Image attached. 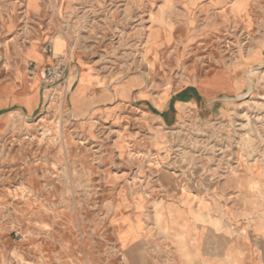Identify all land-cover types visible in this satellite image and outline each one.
<instances>
[{
	"label": "rangeland",
	"instance_id": "1",
	"mask_svg": "<svg viewBox=\"0 0 264 264\" xmlns=\"http://www.w3.org/2000/svg\"><path fill=\"white\" fill-rule=\"evenodd\" d=\"M235 3L0 0V264H264V0Z\"/></svg>",
	"mask_w": 264,
	"mask_h": 264
},
{
	"label": "crops",
	"instance_id": "2",
	"mask_svg": "<svg viewBox=\"0 0 264 264\" xmlns=\"http://www.w3.org/2000/svg\"><path fill=\"white\" fill-rule=\"evenodd\" d=\"M205 97L196 87L185 88L177 93H173L167 98L160 112L157 110L159 113L158 118L164 125H171L173 122L179 121L180 117L184 116L183 109L188 111L198 108L205 102ZM143 100L146 99L143 98ZM154 109L153 106H150V109H147V113L154 115L152 112ZM173 113H175V118L173 117Z\"/></svg>",
	"mask_w": 264,
	"mask_h": 264
},
{
	"label": "bare ground",
	"instance_id": "3",
	"mask_svg": "<svg viewBox=\"0 0 264 264\" xmlns=\"http://www.w3.org/2000/svg\"><path fill=\"white\" fill-rule=\"evenodd\" d=\"M241 1H243V0H236V3L234 4V5H237V3H239V2H241ZM238 10V9H237ZM162 24V23H161ZM166 26V25H165ZM53 40V42H55L56 43V45H57V47H63L64 46V41H65V39L62 37V36H60L59 35V37L58 38H53L52 39ZM70 50V49H69ZM239 57H237V59H238ZM237 59H235L234 61H232V63L229 65L230 67V69H231V67H233L234 66V64H235V62H236V60ZM254 73V72H253ZM219 77L218 78H220L221 76H223V79H219L220 81H218V84L219 85H221V84H223V82L224 81H226V79H227V77H226V73H224L223 71H219ZM248 75H250V74H248ZM252 75V74H251ZM228 80H229V78H228ZM229 82V81H228ZM71 86V81L68 83V81H67V83H66V87L68 88V87H70ZM259 105H262V106H264V103H262V104H259ZM183 112H184V114H185V110L183 109ZM8 113V112H7ZM16 113V112H15ZM19 115H21V113H18ZM4 115V114H3ZM17 115V114H16ZM183 117V116H182ZM263 118H264V116H263ZM3 123H5V124H14V113H8V115H6V117L3 119ZM5 139V138H4ZM6 140V139H5ZM2 143V142H1ZM7 156V155H6Z\"/></svg>",
	"mask_w": 264,
	"mask_h": 264
},
{
	"label": "built area",
	"instance_id": "4",
	"mask_svg": "<svg viewBox=\"0 0 264 264\" xmlns=\"http://www.w3.org/2000/svg\"><path fill=\"white\" fill-rule=\"evenodd\" d=\"M64 60H61L55 68H47L44 71V78L49 84L61 81L65 76L66 68Z\"/></svg>",
	"mask_w": 264,
	"mask_h": 264
}]
</instances>
